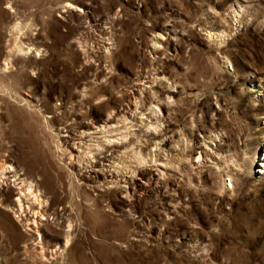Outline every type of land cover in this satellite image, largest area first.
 Listing matches in <instances>:
<instances>
[{
  "label": "rangeland",
  "instance_id": "374dc122",
  "mask_svg": "<svg viewBox=\"0 0 264 264\" xmlns=\"http://www.w3.org/2000/svg\"><path fill=\"white\" fill-rule=\"evenodd\" d=\"M0 162L63 264H264V0H0Z\"/></svg>",
  "mask_w": 264,
  "mask_h": 264
},
{
  "label": "bare ground",
  "instance_id": "6f19581e",
  "mask_svg": "<svg viewBox=\"0 0 264 264\" xmlns=\"http://www.w3.org/2000/svg\"><path fill=\"white\" fill-rule=\"evenodd\" d=\"M7 53L9 56L10 52ZM71 156L73 157V154ZM102 159L100 164H102L101 167L103 168V162H110L112 158L103 157ZM1 162L0 209L13 214L16 222L25 233V235H22L20 230H18V233L21 234V239L25 243L23 246L24 251L40 256V258H37L36 256L29 257L26 255L23 260L26 264H63L59 257L70 248L75 235L73 221L71 222L70 216H68L69 213L68 215L67 213H61L59 216L60 221L55 224V228L44 233V228H50L49 226L52 225L48 216V197L42 193L37 185L29 181L24 173L19 172L11 164ZM101 176L103 187L113 183L112 180L108 181V177ZM118 189L123 195H126L125 197H130V192L124 190V187L119 182ZM44 236H50L52 240L44 242Z\"/></svg>",
  "mask_w": 264,
  "mask_h": 264
}]
</instances>
